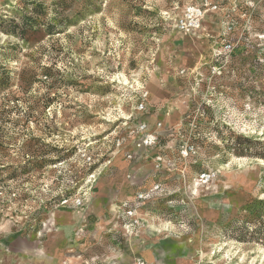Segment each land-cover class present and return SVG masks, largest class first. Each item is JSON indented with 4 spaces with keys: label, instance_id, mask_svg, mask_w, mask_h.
<instances>
[{
    "label": "rangeland",
    "instance_id": "374dc122",
    "mask_svg": "<svg viewBox=\"0 0 264 264\" xmlns=\"http://www.w3.org/2000/svg\"><path fill=\"white\" fill-rule=\"evenodd\" d=\"M186 1L37 0L39 17L26 0H0L9 253L23 237L43 250L56 232L85 264H264V219L246 222L264 200V51L216 59L210 39L173 28ZM24 15L40 25L11 33ZM143 122L158 133L152 147Z\"/></svg>",
    "mask_w": 264,
    "mask_h": 264
},
{
    "label": "built area",
    "instance_id": "2783aa9c",
    "mask_svg": "<svg viewBox=\"0 0 264 264\" xmlns=\"http://www.w3.org/2000/svg\"><path fill=\"white\" fill-rule=\"evenodd\" d=\"M172 26L178 32L198 39H210L212 54L216 59L239 52L259 54L264 51V0H187L179 12L174 13ZM144 109L145 104L141 103L138 110ZM138 132L142 134L141 144L145 147L157 143L158 133L151 130L147 123H141ZM128 155L132 157V154ZM143 196L144 193L140 192L137 197ZM72 200L76 206L84 202L82 198ZM69 201L64 199V203ZM127 215L135 223L138 222L134 208L130 207ZM139 264L146 262L139 260Z\"/></svg>",
    "mask_w": 264,
    "mask_h": 264
},
{
    "label": "crops",
    "instance_id": "0c3cea01",
    "mask_svg": "<svg viewBox=\"0 0 264 264\" xmlns=\"http://www.w3.org/2000/svg\"><path fill=\"white\" fill-rule=\"evenodd\" d=\"M3 228H0V230H4L6 232V228L4 225H2ZM68 230L72 229V227L67 228ZM53 233V232H52ZM58 235L56 232L51 234V237L48 241L44 244L43 250H37V249H31L28 248L26 245L27 239H24L25 237L20 239V243L22 244L19 246L18 253H9L4 246L0 245V263L1 264H63V261H67L68 264H85L84 261L77 260L72 258L71 255L67 254L68 252H65L64 254L61 252L62 246L59 248L58 244ZM170 257H174L173 255H170ZM76 260V261H75ZM147 260L149 261V264H155L154 258H152L151 255L147 256ZM189 259H185L183 257L179 258L174 264H190ZM87 264V263H86Z\"/></svg>",
    "mask_w": 264,
    "mask_h": 264
},
{
    "label": "trees",
    "instance_id": "16d2710c",
    "mask_svg": "<svg viewBox=\"0 0 264 264\" xmlns=\"http://www.w3.org/2000/svg\"><path fill=\"white\" fill-rule=\"evenodd\" d=\"M26 1H27L26 5H30V4L32 5L29 8L30 12L36 13L37 15H39V17H42V13L44 12V9H45L43 6L44 4H42L41 2H36L37 0H26ZM67 21H71V18H67L66 20H58V21H54L53 23L46 24L45 30L49 34L60 32L58 24L62 22H67ZM12 23H13L12 27L9 30L11 31V33L19 34L20 36H23L28 29L33 28L34 23L37 25L38 24L40 25V22L37 19H32L31 15L30 16L24 15L22 22L13 21ZM234 55H245V54L239 52ZM8 79H9V75H5V77L1 78L0 82L2 80L7 82ZM246 209L249 211L250 213L249 216L252 218L251 219L252 221L247 219L246 222L263 221L264 219V200H258L257 205L249 204ZM263 225H264V222H263Z\"/></svg>",
    "mask_w": 264,
    "mask_h": 264
}]
</instances>
